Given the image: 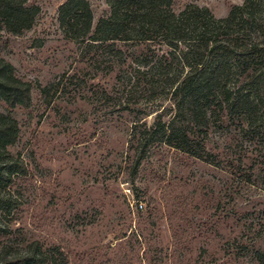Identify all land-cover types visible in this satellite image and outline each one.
I'll return each instance as SVG.
<instances>
[{
    "label": "rangeland",
    "instance_id": "obj_1",
    "mask_svg": "<svg viewBox=\"0 0 264 264\" xmlns=\"http://www.w3.org/2000/svg\"><path fill=\"white\" fill-rule=\"evenodd\" d=\"M65 1L29 0L40 10L22 34L0 20V61L32 84L29 107L0 100V113L20 128L10 156H0V257L29 255L41 264H260L264 135L242 132V118L225 114L205 140L219 165L163 143L136 165L134 124L150 126L160 114L170 120L168 87L133 73L125 61L131 44L117 53L99 44L81 51L60 26ZM244 1L173 0L172 8L196 3L226 17ZM89 2L94 31L110 5ZM11 156L24 174L8 176L3 161Z\"/></svg>",
    "mask_w": 264,
    "mask_h": 264
},
{
    "label": "trees",
    "instance_id": "obj_2",
    "mask_svg": "<svg viewBox=\"0 0 264 264\" xmlns=\"http://www.w3.org/2000/svg\"><path fill=\"white\" fill-rule=\"evenodd\" d=\"M108 3L110 13L98 21L94 31L89 0L65 1L58 19L66 37L79 44L81 51L91 52L100 45L117 53L123 44H131L134 49L125 61L130 58L133 73L147 75L151 86L165 83L168 87L173 101L170 120L160 114L150 126L134 124L136 165L160 143L219 165L217 157L207 151L205 140L211 123L225 114L242 118V132L264 135V0H245L226 17H217L196 3L176 12L173 0ZM39 10L29 0H0V20L13 34L30 29ZM59 84L55 81L51 87ZM0 100L10 108L32 103L31 82L19 78L6 61H0ZM19 132L17 119L0 113V156H10L8 146L18 140ZM3 162L9 177L26 172L12 156ZM256 257L264 264V252L257 251ZM34 261L41 264L29 255L0 257V264Z\"/></svg>",
    "mask_w": 264,
    "mask_h": 264
}]
</instances>
